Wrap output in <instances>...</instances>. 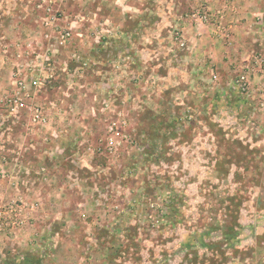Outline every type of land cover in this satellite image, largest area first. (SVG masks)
Listing matches in <instances>:
<instances>
[{"label":"rangeland","instance_id":"1","mask_svg":"<svg viewBox=\"0 0 264 264\" xmlns=\"http://www.w3.org/2000/svg\"><path fill=\"white\" fill-rule=\"evenodd\" d=\"M6 127L0 264H264V0H0Z\"/></svg>","mask_w":264,"mask_h":264},{"label":"crops","instance_id":"2","mask_svg":"<svg viewBox=\"0 0 264 264\" xmlns=\"http://www.w3.org/2000/svg\"><path fill=\"white\" fill-rule=\"evenodd\" d=\"M45 1V0H44ZM48 1V0H46ZM90 1V0H86ZM102 1V0H101ZM47 18H44L45 21ZM233 48H229L227 50V53H235L238 52L237 48L235 50H232ZM230 57V56H228ZM229 60V59H228ZM14 127H6V128H0V180L2 179H8L10 180V184L12 181V187L11 190L13 191L12 194L14 196L17 194V183L16 181L18 178H20V175L23 174L22 171H20V168L22 167V161L20 158H22L23 149L18 141V135H15ZM17 141V144H16ZM30 144H32L30 146ZM29 154H33V143L29 142ZM32 148V149H30ZM31 150V151H30ZM39 159V158H35ZM41 162H35V164H39ZM15 182V184H14ZM8 192V187H7ZM20 195V194H17Z\"/></svg>","mask_w":264,"mask_h":264},{"label":"built area","instance_id":"3","mask_svg":"<svg viewBox=\"0 0 264 264\" xmlns=\"http://www.w3.org/2000/svg\"><path fill=\"white\" fill-rule=\"evenodd\" d=\"M199 20L200 21H205V22H209L211 20L210 16H199ZM70 36L69 32H66L65 35H61L60 38V43L63 44L65 42V40L67 39V37ZM37 58L39 56H36ZM48 58H45V60H42V63L39 65L43 66L44 62L47 63ZM38 65H36L38 67ZM237 83L239 84V89L243 92L246 91V85H247V80L241 76L238 80ZM18 91H20L21 95L20 97L14 98L13 100L10 101L9 103V109H10V115L15 119L18 120L20 118V112H25L27 115V117L29 118L28 120L33 123L37 122V123H41L44 122V118H43V114L42 111L40 110L39 107H33V104H29V106L26 104V102L28 101V98H30V94L28 93L29 89H33L36 88L38 85V82L36 80H31L28 84H26L24 81H19L18 82ZM111 144V142H110ZM109 144V145H110ZM9 209H14L16 208V205L14 202L9 203L8 205ZM2 217L0 214V221H1Z\"/></svg>","mask_w":264,"mask_h":264}]
</instances>
